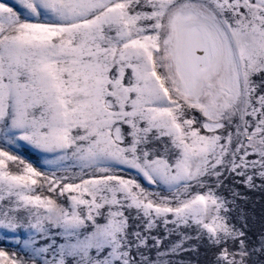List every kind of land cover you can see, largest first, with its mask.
I'll return each mask as SVG.
<instances>
[{"label": "snow or ice", "instance_id": "obj_1", "mask_svg": "<svg viewBox=\"0 0 264 264\" xmlns=\"http://www.w3.org/2000/svg\"><path fill=\"white\" fill-rule=\"evenodd\" d=\"M0 264H264V0H0Z\"/></svg>", "mask_w": 264, "mask_h": 264}]
</instances>
